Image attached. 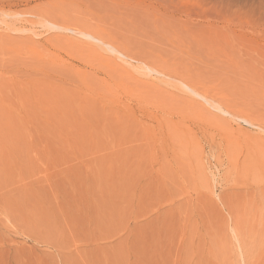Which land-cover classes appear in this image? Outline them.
Returning <instances> with one entry per match:
<instances>
[{
	"label": "rangeland",
	"instance_id": "374dc122",
	"mask_svg": "<svg viewBox=\"0 0 264 264\" xmlns=\"http://www.w3.org/2000/svg\"><path fill=\"white\" fill-rule=\"evenodd\" d=\"M0 264H264V0H0Z\"/></svg>",
	"mask_w": 264,
	"mask_h": 264
},
{
	"label": "bare ground",
	"instance_id": "6f19581e",
	"mask_svg": "<svg viewBox=\"0 0 264 264\" xmlns=\"http://www.w3.org/2000/svg\"><path fill=\"white\" fill-rule=\"evenodd\" d=\"M56 27V28H55ZM53 29H57V30H59V29H63V27H60V26H55L54 25V28ZM80 33V32H79ZM81 34V36H84L86 39H88V40H90V41H92V42H100L101 41V46H105L106 47V50H108V51H110V52H117L118 50H116L114 47H112L110 44H108V43H106V42H104L103 40H101V39H98V38H95V37H93V36H91V35H87V34H83V33H80ZM100 40V41H99ZM99 45V44H98ZM121 58L123 57V58H126L125 57V55L123 56V54L121 53ZM123 60V59H122ZM125 60H129V58H126ZM124 61V60H123ZM138 62V64H143V63H141L140 61H137ZM125 63H126V61H125ZM143 66H144V64H143ZM146 66V65H145ZM147 67V69L150 71V69L152 70V68H150V67H148V66H146ZM146 69V68H145ZM144 69V70H145ZM146 69V70H147ZM145 70V71H146ZM148 70L146 71V72H148ZM152 71H154V72H156L157 73V75H163V76H166L165 75V73L166 74H169V73H167V72H164V71H168V70H163V69H158V70H152ZM152 71H150L151 73H152ZM174 74H176V72L174 71L173 72ZM170 77H173V76H171V75H169ZM169 76H167V78L169 77ZM159 77V76H158ZM162 77V76H161ZM160 78V77H159ZM163 78V77H162ZM165 78V77H164ZM180 83V82H179ZM180 85H181V83H180ZM184 85V84H183ZM183 87V86H182ZM185 88L186 89H188V90H190L191 89V87L190 88H188V87H186L185 86ZM185 90V89H184ZM191 91V90H190ZM189 91V92H190ZM194 91V90H193ZM192 91V93H194V95H195V92H193ZM191 93V92H190ZM197 96H198V93L196 94ZM200 95V94H199ZM152 97H154V98H157V97H159L157 94H152L151 95ZM198 97H200V96H198ZM205 98V97H204ZM159 99V100H158ZM161 98L159 97V98H157V99H155L154 100V102L150 105L152 108H156V107H159L160 105H162V101L160 100ZM207 99V98H206ZM205 102V101H204ZM207 104V103H206ZM218 105V104H217ZM229 113V112H228ZM230 114V113H229Z\"/></svg>",
	"mask_w": 264,
	"mask_h": 264
}]
</instances>
